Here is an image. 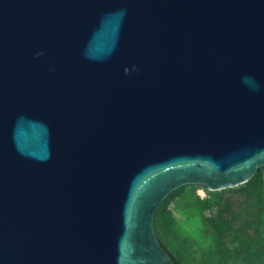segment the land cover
I'll return each mask as SVG.
<instances>
[{"label": "water", "instance_id": "95a60500", "mask_svg": "<svg viewBox=\"0 0 264 264\" xmlns=\"http://www.w3.org/2000/svg\"><path fill=\"white\" fill-rule=\"evenodd\" d=\"M264 166V0H0V264H174L157 209Z\"/></svg>", "mask_w": 264, "mask_h": 264}, {"label": "trees", "instance_id": "16d2710c", "mask_svg": "<svg viewBox=\"0 0 264 264\" xmlns=\"http://www.w3.org/2000/svg\"><path fill=\"white\" fill-rule=\"evenodd\" d=\"M257 182L258 174L247 184ZM229 191L231 189L211 192L206 199L197 198L193 204L197 216L205 217L208 214L205 219L213 229L214 247L209 254L210 264H264V210L258 213V223L249 226L253 229L252 235L247 233V229H235L229 205L222 198ZM172 222V218L162 213L159 207L154 221L155 234L173 263L206 264L188 260L193 246L170 229Z\"/></svg>", "mask_w": 264, "mask_h": 264}, {"label": "rangeland", "instance_id": "374dc122", "mask_svg": "<svg viewBox=\"0 0 264 264\" xmlns=\"http://www.w3.org/2000/svg\"><path fill=\"white\" fill-rule=\"evenodd\" d=\"M256 174L257 183L231 188L222 197L229 205L234 228L247 229V233L251 235L253 229L249 226L258 223V213L264 210V166ZM209 193L211 192L202 187L186 186L173 192L160 205L161 212L172 218L170 229L178 232V236L187 239L188 244L193 246L192 254L188 255V260L192 263L200 261L210 264L209 254L214 247L213 229L205 219L208 214L200 217L193 211L196 199H206Z\"/></svg>", "mask_w": 264, "mask_h": 264}]
</instances>
